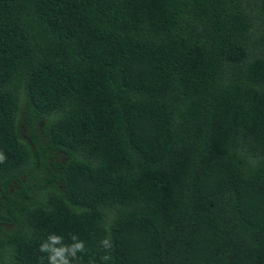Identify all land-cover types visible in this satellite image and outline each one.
Returning <instances> with one entry per match:
<instances>
[{"label": "trees", "instance_id": "16d2710c", "mask_svg": "<svg viewBox=\"0 0 264 264\" xmlns=\"http://www.w3.org/2000/svg\"><path fill=\"white\" fill-rule=\"evenodd\" d=\"M0 152V264H264V0H0Z\"/></svg>", "mask_w": 264, "mask_h": 264}, {"label": "clouds", "instance_id": "9594fccd", "mask_svg": "<svg viewBox=\"0 0 264 264\" xmlns=\"http://www.w3.org/2000/svg\"><path fill=\"white\" fill-rule=\"evenodd\" d=\"M6 156L3 152H0V164L4 163ZM71 243H65L64 237L51 233L47 239L43 241L39 246V251L47 253L48 264H72L75 260L79 262L82 257L77 256V253H84L86 251L84 242L79 240L75 234L71 235ZM106 248L110 247V241L105 239L102 241ZM105 260L110 257H103ZM88 264H95L93 260H90Z\"/></svg>", "mask_w": 264, "mask_h": 264}]
</instances>
